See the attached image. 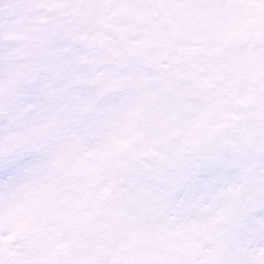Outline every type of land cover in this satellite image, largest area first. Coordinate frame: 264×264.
<instances>
[{"label": "snow or ice", "instance_id": "6c2138e0", "mask_svg": "<svg viewBox=\"0 0 264 264\" xmlns=\"http://www.w3.org/2000/svg\"><path fill=\"white\" fill-rule=\"evenodd\" d=\"M0 264H264V0H0Z\"/></svg>", "mask_w": 264, "mask_h": 264}]
</instances>
